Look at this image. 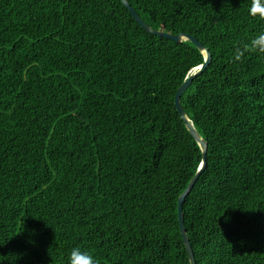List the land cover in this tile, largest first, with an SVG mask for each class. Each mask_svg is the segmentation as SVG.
Segmentation results:
<instances>
[{
	"label": "trees",
	"instance_id": "obj_1",
	"mask_svg": "<svg viewBox=\"0 0 264 264\" xmlns=\"http://www.w3.org/2000/svg\"><path fill=\"white\" fill-rule=\"evenodd\" d=\"M211 63L181 97L207 142L183 204L196 264H264V32L254 0H127ZM264 6V0H260ZM205 62L122 0H0V264H191L203 166L178 88Z\"/></svg>",
	"mask_w": 264,
	"mask_h": 264
},
{
	"label": "water",
	"instance_id": "obj_2",
	"mask_svg": "<svg viewBox=\"0 0 264 264\" xmlns=\"http://www.w3.org/2000/svg\"><path fill=\"white\" fill-rule=\"evenodd\" d=\"M125 7L130 11L133 18L138 22L143 29H145L148 33L157 35L159 37H164L169 40H172L177 43H181L184 40L192 42L202 53L205 54V62L201 65V67L194 70L191 75L184 81V83L178 88L177 93L175 95V104L177 107V110L180 114V117L185 121V124L187 128L189 129L190 133L193 135V137L197 140V142L200 144L202 151H203V166L201 167L200 171L196 174V176L192 179L188 187L185 189V191L182 193V195L179 198L178 202V216H179V223H180V230L183 235V240L186 246V249L189 254L190 262L191 264H196L194 253L190 244V240L188 238L185 223H184V215H183V204L186 199V197L190 194L191 190L193 189L194 185L196 184L200 173L205 169L207 164V150H208V144L207 142L200 136V134L197 132V130L194 128L192 122L187 117L186 112L181 106V97L184 94V92L188 89L194 78H196L198 75L203 73L206 68L211 63V54L197 39H195L193 36L188 34H177L173 35L170 33H165L161 30H156L149 26L136 12V10L130 5V3L127 0H122Z\"/></svg>",
	"mask_w": 264,
	"mask_h": 264
},
{
	"label": "clouds",
	"instance_id": "obj_3",
	"mask_svg": "<svg viewBox=\"0 0 264 264\" xmlns=\"http://www.w3.org/2000/svg\"><path fill=\"white\" fill-rule=\"evenodd\" d=\"M257 12L264 16V6L261 5L260 0H254L253 6L250 9V13L253 15ZM246 51L264 54V32L258 34L249 43L236 48L233 54L234 59L240 61ZM70 264H98V260L91 252L83 251L79 247H74L70 255Z\"/></svg>",
	"mask_w": 264,
	"mask_h": 264
}]
</instances>
